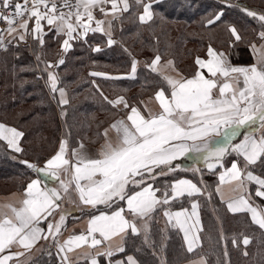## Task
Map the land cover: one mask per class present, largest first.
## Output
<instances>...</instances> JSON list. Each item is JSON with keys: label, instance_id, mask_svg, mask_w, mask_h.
Instances as JSON below:
<instances>
[{"label": "snow or ice", "instance_id": "6c2138e0", "mask_svg": "<svg viewBox=\"0 0 264 264\" xmlns=\"http://www.w3.org/2000/svg\"><path fill=\"white\" fill-rule=\"evenodd\" d=\"M159 3L160 0H0V24L4 25L0 28V52L11 51L20 57L18 49L29 51L35 64L21 65V71L35 72L36 80L45 79L46 73L45 86L52 98L56 99L58 92L57 104L68 105L66 89L58 87L56 69L66 62L69 50L76 43L87 44L89 32L103 33L108 46L117 43L114 29L117 23L122 26L125 19L138 18L141 24L157 16L164 19L155 7ZM241 10L258 22L252 29L254 38L247 39L236 24L225 22L228 51L209 43L207 59L197 55L193 73L180 72L172 59L161 64L159 50L150 63L145 61L146 68L159 77L151 82L154 92L148 102L137 103L123 94L110 98L92 81L102 100L115 110L113 119L106 127H101L105 121L97 124L91 139L97 147L92 151L82 141L69 147L62 136L58 149L42 163L20 161L35 175L21 185L22 191L14 201L0 204V264H36L32 249L42 240L45 243L37 251L51 257L55 248L59 264H74L69 253L81 246L86 250L78 253L76 260L85 264H102L98 257L107 264H144L131 253L125 259L114 256L123 253L129 244L136 252L144 247L155 248L151 221L159 210L167 224L183 232L191 253L200 243L202 231L199 202L194 197L207 195L210 199L211 194L182 173L191 171L196 175L204 166L209 170L217 166L225 169L220 181L229 182L233 193L227 200L228 210L248 213L252 222L264 229V204L255 202L250 190L254 184L255 196L264 198V12L246 6ZM223 12L220 8L202 18V23L211 26L220 22ZM49 38L61 49L56 60L45 58ZM241 44L250 49L252 63L234 64L229 59L232 50ZM89 47L93 52L101 50V44ZM138 64L133 56L127 72L115 76L104 71L91 74L113 80L136 78ZM202 69H207V74ZM153 100L156 108L148 106ZM66 111L61 108L60 115L65 116ZM24 135L16 127L0 122V139L21 155L25 151L21 140ZM237 137L242 138L236 142ZM233 154L230 166H225V158ZM180 158H191L193 163L189 167ZM257 168L261 169L259 174ZM185 196L191 211L186 207L173 211ZM65 201L71 207H65ZM73 210L86 217L87 229L61 240L66 218ZM240 235L247 245L249 236ZM115 237L119 242L114 245ZM220 239L228 237L221 232ZM231 239L233 245L238 244L237 234ZM224 254L228 255L227 249ZM188 264L208 262L204 255H197Z\"/></svg>", "mask_w": 264, "mask_h": 264}, {"label": "trees", "instance_id": "16d2710c", "mask_svg": "<svg viewBox=\"0 0 264 264\" xmlns=\"http://www.w3.org/2000/svg\"><path fill=\"white\" fill-rule=\"evenodd\" d=\"M228 1L233 4L222 3V0H160L155 7L164 19L157 16L154 21L144 24L138 18L135 21L125 19L122 26L117 23L114 29L113 38L117 43L108 46L103 36H97L90 39L87 45H76L67 54L66 62L56 69L60 77L58 87H64L69 97L65 116L60 115L61 108L45 86L46 73L45 79L36 80L35 72L21 71V65L35 64L29 51L18 49L22 53L20 57H15L11 51L0 52V122L25 133L21 138L25 149L23 155L11 152L0 140V184L11 191L22 190L21 185L34 175L20 161L28 159L42 163L56 149L61 136L68 140L70 147L80 141L94 145L91 139L94 138L97 124L105 121L101 127H106L113 119L115 110L102 100L96 85L92 84L93 80L110 98L123 94L131 101L138 102L153 95L154 84L151 82L159 79L145 66V61L150 63L157 50L162 60L172 59L175 67L188 75L194 72L195 54H205L209 43L214 48L228 51L229 33L225 22L236 24L241 34L252 40V29L257 28L258 22L241 8L246 6L264 12V0ZM220 8L224 9L220 22L211 26L202 23V18L210 17ZM95 44H101L99 52H93L89 47ZM56 45V42L47 44L46 59H58L56 53L60 50ZM125 48L129 51H125ZM133 56L140 63L136 78L113 80L89 76L90 72L98 71L127 72ZM229 58L234 64L251 63L248 47L244 44L233 49ZM146 79L149 83H146ZM12 156L18 159L14 160ZM233 158L234 155L227 156L225 166ZM182 162L189 167L193 163L188 160ZM220 171L221 168L208 170L204 166L201 173L196 175L191 171L182 173L211 194L210 199L207 195L194 197L199 202L202 231L199 233L201 241L191 253L186 249L180 231L167 224L159 210L151 221V239L155 248L144 247L136 252L129 244L122 254L131 253L144 264H182L197 255H204L208 264H264V229L253 223L247 213H230L220 201L216 191ZM255 171L259 174L261 169ZM190 205V200L185 196L182 201H177L172 210L189 208ZM98 207L103 209L104 206ZM76 215L82 216L81 213ZM221 232L228 237L227 240L220 239ZM240 233L249 236L247 245L243 243ZM233 234H237V245L232 244ZM51 251V257L41 251L33 261L36 264H56L53 248Z\"/></svg>", "mask_w": 264, "mask_h": 264}, {"label": "crops", "instance_id": "0c3cea01", "mask_svg": "<svg viewBox=\"0 0 264 264\" xmlns=\"http://www.w3.org/2000/svg\"><path fill=\"white\" fill-rule=\"evenodd\" d=\"M228 3H230L229 1H228ZM109 7H110V5H109ZM141 11H142V9H141ZM96 15L97 16H99L100 15V13H99V11L97 10L96 11ZM34 21H30V23H33ZM42 23H44V25H45V28H47V24H46V22H42ZM93 26H94V22H93ZM2 27H4V25L3 24H0V28H2ZM97 36H103V33H101V32H96V33H92V32H89L88 33V42H89V40L90 39H93V38H95V37H97ZM104 37V36H103ZM105 38V40H107V38L106 37H104ZM49 43H53V41H51V39L49 38V42H48V44ZM78 44H84V43H76V45H78ZM88 44V43H87ZM87 44H85V45H87ZM75 45V46H76ZM57 49H59L60 51H61V49H60V47H59V43H57ZM94 46V45H93ZM70 50H73V48L72 49H70ZM69 50V51H70ZM248 51H249V56H250V61H251V63L253 62V57H252V54H251V52H250V49L248 48ZM206 56H207V51H206ZM166 60H168V59H166ZM166 60H161L160 61V63L162 64L164 61H166ZM139 65H140V63L138 64V67H139ZM202 71H204L205 72V74H207V69H202ZM91 73H93V72H90L89 73V76H91V77H95V78H106V77H100V76H94V75H92ZM111 74H113V76H115L116 75V73H111ZM173 75H175L176 73H172ZM132 79V78H128V77H120L119 79ZM109 79H112V78H109ZM55 96H56V103H57V101L59 100V93L57 92L56 94H55ZM66 96H67V99L69 100V97H68V92H67V90H66ZM147 98L148 97H145V98H143V99H141V100H144V101H146V102H148L147 101ZM57 106L59 107V108H65L67 105H64V106H59L58 104H57ZM148 106L149 107H152V108H156L157 107V104H156V102L153 100L152 102H149L148 103ZM139 107H141V108H143V105H139ZM120 115H125V113H121ZM111 134V133H110ZM62 137V136H61ZM61 137H60V139H61ZM64 137V136H63ZM65 138V137H64ZM240 138H242V137H237V141L236 142H238V140L240 139ZM6 146H7V142L6 141H4L3 139H0ZM58 146H59V142H58V145H57V147H56V149H58ZM85 146H86V148L89 150V151H92V150H94V148L95 147H97V145H89V144H85ZM69 147H70V145H69ZM7 149L8 150H10L11 152H13V153H16L13 149H10V148H8L7 147ZM55 149V150H56ZM234 155V154H233ZM181 159V161L182 160H188V161H191V162H193L192 160H191V158H187V159H185V158H180ZM202 163V162H201ZM227 166H230V164H228ZM206 167V166H205ZM207 168V167H206ZM217 168H221V171H220V173L221 172H223L225 169L223 168V167H220V166H217ZM208 169V168H207ZM216 169V168H215ZM209 170V169H208ZM212 170H214V169H212ZM33 175H35V173H33ZM218 185L220 186V192H217V194H218V197H219V199H220V201H222L224 204H225V206H226V208H227V200L233 195V193L231 192V190H230V188H231V185H230V183L229 182H225V183H223V184H221V181H220V174H219V178H218ZM217 185V186H218ZM252 187V188H251ZM253 189V193H252V195H253V200L255 201V202H257L256 201V199H255V197L256 198H258L259 200H261V201H263L264 202V198H261V197H257V196H255V185L253 184V185H250V190H252ZM21 191L22 190H20V191H13V192H11V193H9V194H6V195H0V204H4V203H6V202H10V201H14L19 195H20V193H21ZM216 191H217V187H216ZM222 196H223V198H222ZM258 203V202H257ZM64 206L65 207H71V205L70 204H68L67 203V201H65V204H64ZM189 209V212L191 211V205H190V207L188 208ZM227 210H228V208H227ZM229 211V210H228ZM198 212H199V209H198ZM230 212V211H229ZM78 213H80L79 211H75V210H73L68 216H67V218H66V221H65V224H66V227L64 228V230L62 231V233H61V235H60V239L61 240H63V239H66L69 235H71V234H79L82 230H84V231H86V229H87V219H86V217L85 216H77L76 214H78ZM230 213H232V212H230ZM240 213H246V212H240ZM161 214L163 215V212H162V210H161ZM233 214H235V213H233ZM248 214V213H247ZM249 215V214H248ZM250 216V215H249ZM164 217V216H163ZM199 217H200V215H199ZM78 218V219H77ZM165 218V217H164ZM250 218H251V216H250ZM43 223V222H42ZM45 228H46V225H43ZM178 230H179V228L178 227H176ZM180 231V230H179ZM180 234H181V236H182V239H183V241H184V238H183V236H184V234H183V232L182 231H180ZM97 235V238H100L99 237V234H96ZM119 242V238L118 237H115V238H113L112 239V243L115 245L116 243H118ZM45 242L42 240V241H40V242H38L37 243V245L36 246H34V248L32 249V253H33V258L35 257V254H36V251H37V249L41 246V245H43ZM184 245H185V247H186V249L188 250V246H187V243L184 241ZM86 250V248H85V246H81L80 248H78V249H74L72 252H70L69 253V257H70V259L74 262V264H85V262L84 261H77L76 260V256H77V254L78 253H80V252H82V251H85ZM194 250V249H193ZM53 252H54V256H55V260H56V264H59V258L56 256V249L55 248H53ZM37 256V255H36ZM126 256L127 255H123L122 253H116L115 254V256H114V258L115 259H125L126 258ZM196 258V257H195ZM195 258H192V259H195ZM192 259H190V260H192ZM98 260H100V261H102V264H107V260H105L103 257H98ZM190 260H188V261H185L184 263H182V264H188V262L190 261ZM10 264H11V262H10Z\"/></svg>", "mask_w": 264, "mask_h": 264}, {"label": "rangeland", "instance_id": "374dc122", "mask_svg": "<svg viewBox=\"0 0 264 264\" xmlns=\"http://www.w3.org/2000/svg\"><path fill=\"white\" fill-rule=\"evenodd\" d=\"M230 4H233V3H231L230 2ZM197 55H199V56H201L202 58H205V59H207V56H206V53L204 54V53H201V52H199V53H196L195 54V57L197 56ZM195 59V58H194ZM193 59V60H194ZM230 59V58H229ZM142 60V59H141ZM137 102V101H136ZM139 102V101H138ZM137 102V103H138ZM55 151V150H54ZM54 151L51 153V154H54ZM50 154V155H51ZM49 155V156H50ZM11 192H13V191H11L8 187H5V186H3L2 184H0V195H6V194H9V193H11ZM198 209H199V207H198ZM40 248V247H39ZM41 251H36V254H35V256L36 255H38L39 253H40Z\"/></svg>", "mask_w": 264, "mask_h": 264}]
</instances>
